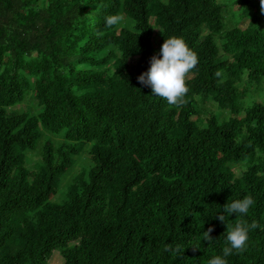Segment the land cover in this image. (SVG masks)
I'll list each match as a JSON object with an SVG mask.
<instances>
[{
  "label": "trees",
  "instance_id": "obj_1",
  "mask_svg": "<svg viewBox=\"0 0 264 264\" xmlns=\"http://www.w3.org/2000/svg\"><path fill=\"white\" fill-rule=\"evenodd\" d=\"M228 1L0 0V264H208L252 222L227 261L264 264V11ZM170 36L198 56L177 104L137 80Z\"/></svg>",
  "mask_w": 264,
  "mask_h": 264
},
{
  "label": "clouds",
  "instance_id": "obj_2",
  "mask_svg": "<svg viewBox=\"0 0 264 264\" xmlns=\"http://www.w3.org/2000/svg\"><path fill=\"white\" fill-rule=\"evenodd\" d=\"M261 11H264V0H260ZM122 17L117 14L105 16V24L108 26L116 25ZM198 62L197 54L187 45L185 40L179 36H170L164 39L158 54L154 53L149 60V67L137 76V80L142 85H148L153 95L165 98L169 104H177L180 98L187 92L185 82L186 74L194 69ZM254 204V199L250 195L235 199L230 203L222 205L221 210L214 215L221 221L235 215L247 214L250 207ZM213 216V215H212ZM256 222L250 224L238 223L226 233L225 239L228 242L223 248L222 254L212 256L208 264H228L227 257L234 251L243 252L247 247L249 232L256 228ZM212 226L203 230L204 241H213L215 238L210 236ZM194 249L197 246H192ZM169 251L183 252L179 245L175 248L169 246Z\"/></svg>",
  "mask_w": 264,
  "mask_h": 264
},
{
  "label": "rangeland",
  "instance_id": "obj_3",
  "mask_svg": "<svg viewBox=\"0 0 264 264\" xmlns=\"http://www.w3.org/2000/svg\"><path fill=\"white\" fill-rule=\"evenodd\" d=\"M226 2H228V6H227V9L230 10L231 12H235V10L237 9L235 6H231L230 4V1L228 0H225ZM252 2H257V0H250ZM237 11V10H236ZM134 64V60L131 61V66H133ZM254 88V87H253ZM256 99H261V100H264V83L262 84V89L258 90L257 92H253L251 93L248 97H246L244 99V103L247 104V103H251L253 100H256ZM26 105H28V101H25V103L23 104L24 107H26ZM215 107H213V111L212 112L214 115H221V116H226V114L221 111V109L217 106V105H214ZM16 110H19V112L23 111V108L22 106H18L15 108ZM220 110V111H219ZM74 167L72 169V172H71V176H73L75 173H78L79 172V169H82V166H87V162L84 160V157L82 158H79L78 157H74ZM49 264H62V258L60 257V255L57 253V252H54L52 257L50 258L49 260Z\"/></svg>",
  "mask_w": 264,
  "mask_h": 264
},
{
  "label": "bare ground",
  "instance_id": "obj_4",
  "mask_svg": "<svg viewBox=\"0 0 264 264\" xmlns=\"http://www.w3.org/2000/svg\"><path fill=\"white\" fill-rule=\"evenodd\" d=\"M173 139V138H172ZM222 238V237H221ZM200 241V240H199ZM214 242V241H213ZM164 243V242H163ZM222 243V242H221ZM240 253V252H239ZM259 255V254H258ZM242 259V258H241Z\"/></svg>",
  "mask_w": 264,
  "mask_h": 264
}]
</instances>
